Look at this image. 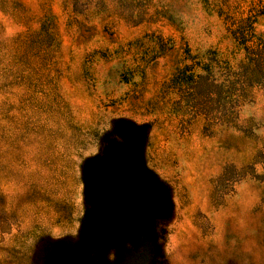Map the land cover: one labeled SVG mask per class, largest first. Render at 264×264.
Listing matches in <instances>:
<instances>
[{
  "label": "rangeland",
  "instance_id": "1",
  "mask_svg": "<svg viewBox=\"0 0 264 264\" xmlns=\"http://www.w3.org/2000/svg\"><path fill=\"white\" fill-rule=\"evenodd\" d=\"M0 264H264V0H0Z\"/></svg>",
  "mask_w": 264,
  "mask_h": 264
},
{
  "label": "flooded vegetation",
  "instance_id": "2",
  "mask_svg": "<svg viewBox=\"0 0 264 264\" xmlns=\"http://www.w3.org/2000/svg\"><path fill=\"white\" fill-rule=\"evenodd\" d=\"M143 167L134 159L131 155L124 151H116L112 153L104 162L95 166L92 170L88 182L90 193L95 201L96 206V218L98 223L95 225L92 232L91 240L94 242L96 238V233L101 229L108 226L107 221L110 220L108 214H104L101 209V198L97 190L99 184V179L102 173H108L112 176H116L122 179L120 171H127L132 183H134L141 190L139 196L131 198L129 202L126 203L124 210L131 211L129 223L132 228H127L122 233L126 231H131L133 233H140L143 231L147 224V220L152 213L154 207V201L156 197V183L146 172L144 174L141 170ZM124 181V179H122ZM120 234V233H119ZM108 241H111L109 239Z\"/></svg>",
  "mask_w": 264,
  "mask_h": 264
},
{
  "label": "water",
  "instance_id": "3",
  "mask_svg": "<svg viewBox=\"0 0 264 264\" xmlns=\"http://www.w3.org/2000/svg\"><path fill=\"white\" fill-rule=\"evenodd\" d=\"M141 171L144 174H146V170L142 169ZM110 178H112V176L110 174L102 173L100 176V179H99V184L97 186V190H98L99 196L101 198V209L105 213H109V211H111V208H115V209H120V210H117V212L120 211V213H122V212H124V207H125L126 203L129 202V200L126 199L124 197V195H122V190L125 191L126 189H124V187L121 188V185L115 186V187L113 186L112 188H108L109 182L114 180V179L110 180ZM116 180H117V178L115 179V182H116ZM133 197H135V195L131 196V198H133ZM116 214H118V213H116ZM117 226L118 227H116L114 229L115 233L117 231H118L117 233H119V231H124L126 229L123 226H119V225H117Z\"/></svg>",
  "mask_w": 264,
  "mask_h": 264
}]
</instances>
